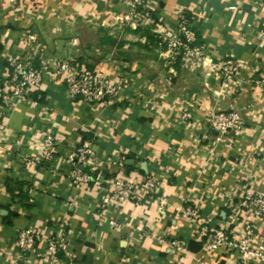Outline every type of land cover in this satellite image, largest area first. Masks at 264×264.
<instances>
[{
  "label": "crops",
  "instance_id": "crops-1",
  "mask_svg": "<svg viewBox=\"0 0 264 264\" xmlns=\"http://www.w3.org/2000/svg\"><path fill=\"white\" fill-rule=\"evenodd\" d=\"M153 6L147 23L129 25L117 20L127 13L124 0H0V80L11 58L38 52L37 59L51 61L34 95L11 108L0 104V264H41L38 252L22 259V227L66 232L68 249L53 264H235L226 246L207 250L197 240L185 209L198 208L238 233L231 201L246 190L264 194V0ZM181 10L203 56L171 63L159 41L176 31ZM28 34L36 40L25 44ZM70 57L127 86L110 104L70 100L53 70ZM229 61L241 63L233 80L222 70ZM230 106L244 126L220 136L210 114ZM48 128L60 142L49 162L34 165V136ZM82 140L92 143L97 160L94 182L78 189L67 160ZM120 171L136 181L156 177L159 191L99 219L95 182ZM254 226L253 245H264V219L255 217Z\"/></svg>",
  "mask_w": 264,
  "mask_h": 264
},
{
  "label": "built area",
  "instance_id": "built-area-1",
  "mask_svg": "<svg viewBox=\"0 0 264 264\" xmlns=\"http://www.w3.org/2000/svg\"><path fill=\"white\" fill-rule=\"evenodd\" d=\"M128 10L117 20L129 25H140L149 21V12L153 9V0H124ZM36 40L34 34H28L24 43ZM197 42V33L186 10H181L176 31L161 36L159 44L165 46L169 62L180 59L182 62L198 59L203 51ZM39 53L30 56H20L9 60V75L0 80V104L11 108L20 105L42 88L45 72L51 65L50 60L37 59ZM39 60L40 63L37 61ZM240 62L229 61L222 70L227 80L236 79L240 73ZM54 73L63 76L65 92L72 101L81 99L87 104H110L127 86V80L119 78L114 81L102 68L89 70L74 63L73 58H67L53 66ZM240 82H238V85ZM210 124L220 136L227 132L243 129L244 121L239 112L232 106L229 110L212 111ZM187 116V115H186ZM189 116V115H188ZM60 142L53 131L47 130L34 136V146L39 150L37 158L31 163L40 165L49 162L53 156L54 146ZM96 152L89 140H82L68 156L71 166V182L76 188H88L94 182L93 164L96 162ZM120 168L124 167V160H119ZM96 187L101 191L97 217L100 219L111 208L119 209L124 203L144 201L159 191L158 180L152 175H146L141 181H136L124 172H118L108 182L97 181ZM75 206V204H72ZM230 221L240 228L238 233L228 229L211 217L200 214L198 208L189 206L185 214L190 218L195 237L207 249L226 246L235 258V264H254L264 260V245L254 246L255 236L254 218L264 219V194L246 190L235 202L231 201ZM17 243L21 257L26 254L39 253L40 263L58 261V254L66 252L69 246L68 237L64 230L56 235L48 234L32 227H22L17 233ZM171 247V246H170Z\"/></svg>",
  "mask_w": 264,
  "mask_h": 264
},
{
  "label": "trees",
  "instance_id": "trees-1",
  "mask_svg": "<svg viewBox=\"0 0 264 264\" xmlns=\"http://www.w3.org/2000/svg\"><path fill=\"white\" fill-rule=\"evenodd\" d=\"M149 16L151 17L152 16V11L149 12ZM36 92L33 93V95L35 94ZM11 182H8V190L11 192V193H16L14 189L11 188L10 186ZM92 184V183H91ZM17 185V188H18V194L20 195L21 198H24L27 194V191H24L23 190V187H24V184L20 183V182H17L16 183Z\"/></svg>",
  "mask_w": 264,
  "mask_h": 264
}]
</instances>
